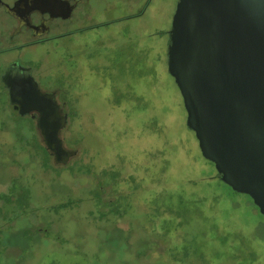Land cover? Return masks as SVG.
Instances as JSON below:
<instances>
[{
  "label": "rangeland",
  "instance_id": "rangeland-1",
  "mask_svg": "<svg viewBox=\"0 0 264 264\" xmlns=\"http://www.w3.org/2000/svg\"><path fill=\"white\" fill-rule=\"evenodd\" d=\"M153 40L156 49L145 43L141 48L159 56L154 72L141 76L136 88L154 107L130 111L124 107L134 103L125 98L120 106L112 93L77 96L78 110L91 112L97 125L96 154L104 152L96 156L93 172L48 162L34 118L20 115L0 93V264H158V245L175 253L188 244L211 264H264V215L249 194L222 181L215 163L202 154L168 70L167 37ZM44 49L32 47L25 56L53 77L59 74L55 63H38L49 55ZM92 82L110 90L106 80L82 78L79 86L87 92ZM85 122L65 131L80 140L74 144L83 151L82 167L91 154L83 144V137L91 143ZM118 164L126 166L127 176L109 187L118 196L116 211L92 196L100 192L97 175ZM129 173L140 174L141 181H130ZM134 228L137 239H126ZM146 235L158 245L139 259L134 241L143 247ZM163 257L165 264H177L166 252Z\"/></svg>",
  "mask_w": 264,
  "mask_h": 264
},
{
  "label": "water",
  "instance_id": "water-1",
  "mask_svg": "<svg viewBox=\"0 0 264 264\" xmlns=\"http://www.w3.org/2000/svg\"><path fill=\"white\" fill-rule=\"evenodd\" d=\"M166 52L202 154L264 215V0H178ZM3 80L10 103L38 115L46 149L67 164L77 150L64 145L67 116L54 95L16 62Z\"/></svg>",
  "mask_w": 264,
  "mask_h": 264
},
{
  "label": "flooded vegetation",
  "instance_id": "flooded-vegetation-1",
  "mask_svg": "<svg viewBox=\"0 0 264 264\" xmlns=\"http://www.w3.org/2000/svg\"><path fill=\"white\" fill-rule=\"evenodd\" d=\"M162 1L0 0V62L2 64L0 93L10 96V89L5 85L3 75L7 67L16 62L22 66L32 67L33 76L41 90L54 95L59 104L60 114L67 116V124L61 131L64 145L68 149L77 150V154L67 164H58L54 154L46 149L39 133V142L46 152L48 162L53 163L54 167L64 168L77 164L87 172H93L96 156L98 158L104 153L103 149H100V152L96 154L99 146L93 145L92 141L93 136L98 139L97 125L91 112L89 117L86 115L87 112L78 110L80 105L78 95L103 93L110 96L109 94L112 93L114 101L120 106L125 98L134 103L124 107L130 111H143L148 105L150 108L154 107L142 96L141 91L136 88V83L142 78L141 76L154 72L159 56L151 53V49H156L152 43L155 41L153 38H156L158 34H164L168 44L169 30L178 0ZM158 4L162 6L157 8ZM147 37H150L149 41L145 40ZM141 43L147 44L151 49L148 47L146 50L142 49ZM32 47L49 50V55L40 57L38 63H44L47 58L49 63L56 64L59 74L50 77L47 72L40 73L39 71L44 67L38 70L33 61L25 56ZM145 65L149 66L144 68ZM82 78L95 81L106 80L109 86L111 84L110 90L96 86L92 82L93 87L86 89L87 92H85V89L79 86ZM68 97H71L70 101ZM10 105L19 113L13 104L10 103ZM31 115L26 116L31 117ZM37 116L34 121H37ZM81 117H86V120L83 118L80 120ZM84 122L86 136L91 143L84 142L83 137V144L90 147L91 154L89 153L86 166L82 167L83 151L81 152L77 143L74 144L76 142L74 140L78 137L74 139L73 135H65V131L69 124L74 128ZM114 165L102 169L103 171L97 175V188L100 192L92 196V199L98 203H105L107 206L118 207V196L110 192L109 187L124 180L127 169L125 165ZM128 175L130 181L136 182L137 179L141 181V175L138 173ZM135 230L136 228L134 232L125 233V238L136 240ZM142 240L150 241L151 247L158 245V239L151 241L148 235ZM134 243L136 246L137 242L134 241ZM157 251L163 255L166 252L160 245ZM136 256L141 259L142 255L136 252Z\"/></svg>",
  "mask_w": 264,
  "mask_h": 264
},
{
  "label": "trees",
  "instance_id": "trees-1",
  "mask_svg": "<svg viewBox=\"0 0 264 264\" xmlns=\"http://www.w3.org/2000/svg\"><path fill=\"white\" fill-rule=\"evenodd\" d=\"M70 204H71V202L68 201L66 203H61L59 207L69 206ZM115 210L117 211V210H119V208L116 207ZM136 245L139 249V250H137L138 254L140 253L142 256L147 257L148 248H151L150 241L145 240L144 242H142L143 247H140L137 243H136ZM246 249L250 252V250L248 248H246ZM166 253L172 258L171 260L179 261V262H177V264H191L193 260H196L202 264H211V261L209 259H207V256L205 253L199 252L196 248L191 247L189 244H188V246L186 245V247H185V245H183L181 247V250L178 252L174 253L172 251H166ZM157 259L158 260H155L156 263L163 262V263H158V264H165V259L163 257V253H161V254L159 253V257H157ZM160 260H162V261H160ZM214 264H217V263L215 262Z\"/></svg>",
  "mask_w": 264,
  "mask_h": 264
}]
</instances>
